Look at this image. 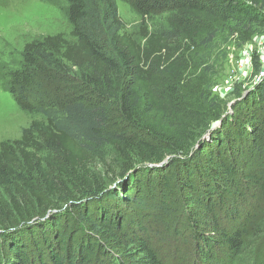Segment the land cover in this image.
<instances>
[{
    "label": "trees",
    "instance_id": "obj_1",
    "mask_svg": "<svg viewBox=\"0 0 264 264\" xmlns=\"http://www.w3.org/2000/svg\"><path fill=\"white\" fill-rule=\"evenodd\" d=\"M59 1L71 40L25 45L8 73L39 118L0 143V264H168L156 243L177 238L195 264H264L258 55L251 90H211L215 41L264 33V0H119L135 35L117 0Z\"/></svg>",
    "mask_w": 264,
    "mask_h": 264
},
{
    "label": "rangeland",
    "instance_id": "obj_2",
    "mask_svg": "<svg viewBox=\"0 0 264 264\" xmlns=\"http://www.w3.org/2000/svg\"><path fill=\"white\" fill-rule=\"evenodd\" d=\"M64 4L51 0H0V143L19 139L24 128L39 117L23 113L10 94L9 72L21 70L22 49L25 45L42 40L48 36L62 35L66 40L70 34V24L64 13ZM120 18L126 31L135 35L140 19L123 2L117 0ZM226 36H219L214 43L217 62L212 94L227 100L237 88L251 90L252 83L259 81L253 76V53L259 57L261 70L264 71V33L258 32L246 44L226 41ZM248 58L245 66L241 62ZM51 92V90H50ZM249 92V91H248ZM246 94V93H245ZM244 94V95H245ZM233 102H230L229 106ZM94 178L101 181L109 190L107 171L98 164L93 171ZM159 245L168 264H195L189 248L177 238ZM256 249L258 257L264 255V238H257L248 248ZM250 253V252H249Z\"/></svg>",
    "mask_w": 264,
    "mask_h": 264
},
{
    "label": "built area",
    "instance_id": "obj_3",
    "mask_svg": "<svg viewBox=\"0 0 264 264\" xmlns=\"http://www.w3.org/2000/svg\"><path fill=\"white\" fill-rule=\"evenodd\" d=\"M248 63H249L248 58H245V59L241 62V65H242V66H245V65H247Z\"/></svg>",
    "mask_w": 264,
    "mask_h": 264
},
{
    "label": "water",
    "instance_id": "obj_4",
    "mask_svg": "<svg viewBox=\"0 0 264 264\" xmlns=\"http://www.w3.org/2000/svg\"><path fill=\"white\" fill-rule=\"evenodd\" d=\"M127 176V175H126ZM120 180H122V179H118L113 185H115V184H117ZM112 185V186H113ZM42 219H44V218H42Z\"/></svg>",
    "mask_w": 264,
    "mask_h": 264
}]
</instances>
